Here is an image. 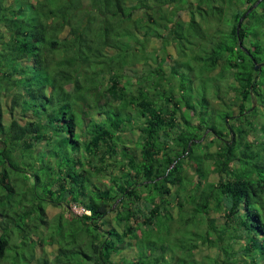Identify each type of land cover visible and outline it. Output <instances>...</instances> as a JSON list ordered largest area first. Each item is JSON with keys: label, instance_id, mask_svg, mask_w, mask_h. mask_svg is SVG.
<instances>
[{"label": "trees", "instance_id": "1", "mask_svg": "<svg viewBox=\"0 0 264 264\" xmlns=\"http://www.w3.org/2000/svg\"><path fill=\"white\" fill-rule=\"evenodd\" d=\"M226 1L227 34L206 32ZM0 33V264L34 258L46 204L72 201L89 212L38 264H264V0H0Z\"/></svg>", "mask_w": 264, "mask_h": 264}, {"label": "rangeland", "instance_id": "2", "mask_svg": "<svg viewBox=\"0 0 264 264\" xmlns=\"http://www.w3.org/2000/svg\"><path fill=\"white\" fill-rule=\"evenodd\" d=\"M229 3H231L232 5L229 6V4L226 1V4H225V5H227V6H225L226 11L223 14H221L219 18L216 16V13H214L213 15L210 16L208 21L203 24V28L205 29L206 32H208L210 30H211L210 32H212V30H213V33H216L215 29H218L217 30V32L219 33L218 35L222 36V35L227 34L228 28H229V26H231V23H232L231 14L234 12V10H235V8L237 6L236 3H232V2H229ZM170 8H172V7H170ZM164 11H166V9ZM177 13H181L182 18L183 17L186 18L185 17V13H183V10H180V9L177 8L176 15H177ZM207 17H209V16H207ZM237 23H238V21H237ZM189 37L191 38V40L194 41L193 43L198 42V38L196 37V35L190 34ZM2 39H3V36H2V33H0V44H2V42H1ZM185 42L188 43L189 47H190L191 43L187 42L186 40H185ZM155 44L157 45L158 42H155ZM167 48H168L169 52H171L172 54H176L177 56H184V54L183 55H179L177 53V50L171 45L168 46ZM148 53L149 52H146V53H144V55H147ZM151 55L152 54H148V57L146 58L150 63L151 62L157 63L160 60V58L158 59L154 55L153 56H151ZM59 76H61L60 72L57 73V77H59ZM64 80H66V79H64ZM5 98L7 99L8 97L2 96V99H1L3 107L5 106V101H4ZM260 107L263 108V106H261V105H260ZM262 118L263 117L258 118V119L261 120ZM258 133H259L258 130H256L255 133L251 132L249 134V137L252 138V137H254V135H256ZM24 168L31 170L30 164H27V163L24 166ZM188 175L190 177L193 176V178L195 180L198 177L196 175V171H194L192 169L188 170ZM177 189H178L177 184H173V185L170 186V191L167 194V197L171 198V204H169V206H170V208H171V210H172V212L174 214H177L178 210H179L178 205L173 200V197H175L176 194H177ZM193 191H194V186H191V187H188V188L186 187L184 190H182V189L180 190V192L182 193V196H184L185 198L188 197V195L191 194ZM199 193L200 192L197 191L196 194H195L196 196L191 197L192 202H201V201H203V196L201 194H199ZM182 196H181V198H182ZM185 198H184L183 202H186ZM187 205H190V203L188 202ZM24 207H27V205L21 206V209L24 208ZM187 207L188 206H186V205L183 206V210L187 209ZM45 208H46V214H45L44 218L46 220V223L38 225L39 228L37 230V234H39L41 229H43V230L45 229V232L43 233V237L44 238L40 239L39 237H37V234L34 235V239H35L36 242H35L34 246L32 247V249H33V253L35 254V257L34 258H30L29 261L26 262V264H38V263H41L42 259H43L42 257H46L48 259V261H50V262L52 261L53 262L54 253H55L54 251L56 250V248L58 246L57 242H58V240L63 241L62 240L63 239L62 238V234H61L62 233V231H61L62 229L60 227L61 223L67 224L68 218L70 217L71 212L82 213L84 211L83 210V205L77 203L76 201L75 202L72 201L68 205H66V204L59 205V204H55V203H47ZM185 212H186V215H185V217H186V216L189 215V212H187V211H185ZM32 215H33V213H32ZM111 215H112V213H110V217H111ZM208 216L210 218H214L217 223H220V221H221L220 214L215 209H211L208 212ZM203 218H205V217H203ZM30 222H35V220L32 219V221H30ZM177 226H179V220L178 221H174V219H172L171 225H170V229H171V231L173 233H176L175 234L176 237H180L182 235L181 234L182 232L178 229ZM155 229L157 230L158 227L155 226ZM13 231L14 232H12L11 237H10V242H9L10 245L16 244L15 242H17L20 239V235L15 230H13ZM143 231L144 230L141 227H139L138 230H136L134 232V234H131V236H129L131 238L130 243L135 245V250L136 251H137V249H139L141 251L142 250L141 248L143 246L147 248V243H148V238L149 237L148 236L146 237L145 234H143L144 233ZM66 232H68V227L64 226L63 233H66ZM153 233H154V236H156L157 232H153ZM158 235H159V233H158ZM66 237H67V235L65 234L64 238H66ZM29 240H30V237H29ZM39 240H41V242ZM161 240L162 241H160V242L158 241V243L164 242L169 247L172 248V250L169 251V253L172 252L173 250L177 251V252L179 251L180 247L178 245H174L173 244V241H172L173 239L171 240L170 238H167L166 240H164V237L161 234ZM198 246H199L198 247L199 249L197 248V252L201 251V255L203 254L202 253L203 251L206 252L208 250L206 247L203 246L202 243H199ZM156 249L157 248L151 249V252L157 253ZM209 249L211 250L210 252H214L215 251L214 248H212V247H209ZM131 251H133V250L129 249V247H128V248L123 249L121 252H116L113 255L114 259H121L123 256H126V255L129 256ZM159 252H160V249H159ZM198 255H199L198 253H197V255L195 254V256L199 258L200 255L199 256Z\"/></svg>", "mask_w": 264, "mask_h": 264}, {"label": "water", "instance_id": "3", "mask_svg": "<svg viewBox=\"0 0 264 264\" xmlns=\"http://www.w3.org/2000/svg\"><path fill=\"white\" fill-rule=\"evenodd\" d=\"M255 4V3H254ZM253 4V5H254ZM242 18V17H241ZM241 18H239V20H238V23H237V29H238V27H239V25H240V20H241ZM262 64H264V61H260V62H257L256 64H255V69H257V68H259Z\"/></svg>", "mask_w": 264, "mask_h": 264}, {"label": "built area", "instance_id": "4", "mask_svg": "<svg viewBox=\"0 0 264 264\" xmlns=\"http://www.w3.org/2000/svg\"><path fill=\"white\" fill-rule=\"evenodd\" d=\"M83 210H84L85 212H89V210H88V209H86V208H84V207H83Z\"/></svg>", "mask_w": 264, "mask_h": 264}]
</instances>
